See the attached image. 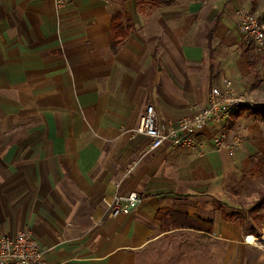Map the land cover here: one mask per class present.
<instances>
[{"label": "crops", "instance_id": "crops-1", "mask_svg": "<svg viewBox=\"0 0 264 264\" xmlns=\"http://www.w3.org/2000/svg\"><path fill=\"white\" fill-rule=\"evenodd\" d=\"M248 3L0 0V235L29 231L50 264H264V211L257 236L222 217L238 213L222 199L225 175L252 146L237 159L213 150L214 136L253 114L209 124L196 151L149 152L136 133L147 105L163 129L223 81L264 97V53L234 19ZM117 15L131 30L113 45ZM255 145L264 155V139ZM130 193L143 203L109 217Z\"/></svg>", "mask_w": 264, "mask_h": 264}, {"label": "built area", "instance_id": "built-area-1", "mask_svg": "<svg viewBox=\"0 0 264 264\" xmlns=\"http://www.w3.org/2000/svg\"><path fill=\"white\" fill-rule=\"evenodd\" d=\"M238 31L246 42L254 44L264 53V19L254 12L238 11L236 13ZM244 110H264V99H256L237 91L230 82L223 81L222 88H211L204 105L192 106V114L170 123L166 128L156 126V113L152 105H147L139 120L136 133L149 141V151L160 149L165 143L173 148L190 151L198 149L197 136L209 124H226ZM236 145L233 143L231 146ZM139 161L131 162L125 177L131 176ZM143 199L136 193L128 196H115L112 199L108 216L116 218L126 215L131 209L140 206ZM0 264H50L45 259V251L29 231H18L0 235Z\"/></svg>", "mask_w": 264, "mask_h": 264}, {"label": "rangeland", "instance_id": "rangeland-1", "mask_svg": "<svg viewBox=\"0 0 264 264\" xmlns=\"http://www.w3.org/2000/svg\"><path fill=\"white\" fill-rule=\"evenodd\" d=\"M248 4V7L253 6V11L248 9H239L238 11H257L264 19V0H249ZM238 11L234 14L235 22H237L236 13ZM251 97L264 99V97ZM242 119L244 121L243 125L237 126V132L231 133L232 130L224 129L214 136L213 150L218 152L223 150L231 159H237V152H243L247 143L252 146V150L246 147L247 154L240 158L231 171L225 175L222 183L223 189L227 193L222 198L224 202L231 206L234 205L232 207H235V210L245 215L244 212L255 203L258 196L257 193L264 191V155L260 154L261 152L258 151L259 147L255 145L260 139H264V120L250 114L242 117ZM233 143H236V145L231 146ZM262 216H264V212H262ZM246 224V229H249L248 223ZM245 241L247 242V239Z\"/></svg>", "mask_w": 264, "mask_h": 264}, {"label": "trees", "instance_id": "trees-1", "mask_svg": "<svg viewBox=\"0 0 264 264\" xmlns=\"http://www.w3.org/2000/svg\"><path fill=\"white\" fill-rule=\"evenodd\" d=\"M153 3H157V4H164V5H169L173 2V0H150ZM217 22H216V26H217ZM122 23H121V17L120 15L115 16L112 19V24H111V31L113 34V45H117L118 41L123 40L124 38H126L127 33L131 30V27H127L126 29H123L121 27ZM119 43V42H118ZM251 112L253 115L259 117L260 119L264 120V110H260V111H249ZM238 115V114H237ZM236 115V116H237ZM236 116H234V119L236 118ZM257 199L255 201V203L253 204L252 207H250L248 210H246V212L244 213L245 215H242L241 213H226L224 211H222V217L226 220V221H234V220H245V223H248L249 225V231H251V235L253 236H257V230L256 227H258V225H255V221L260 220V215L261 212L264 211V191L259 192L257 194ZM216 204L221 205L219 202H217ZM177 217L181 218V222H179L180 226H192L195 230L198 231H203L206 232L208 234L211 233L212 231V223L211 222H205L202 221L200 218H195V219H190L187 216L184 215H177ZM195 223H198V225H196ZM191 228V227H189Z\"/></svg>", "mask_w": 264, "mask_h": 264}, {"label": "bare ground", "instance_id": "bare-ground-1", "mask_svg": "<svg viewBox=\"0 0 264 264\" xmlns=\"http://www.w3.org/2000/svg\"><path fill=\"white\" fill-rule=\"evenodd\" d=\"M248 238H249V237H248ZM248 238H247V243H249V244H253V243H254V240H253L252 238H249V239H248Z\"/></svg>", "mask_w": 264, "mask_h": 264}]
</instances>
